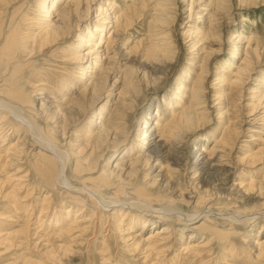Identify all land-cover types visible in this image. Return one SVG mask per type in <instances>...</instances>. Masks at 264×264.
Segmentation results:
<instances>
[{
  "label": "rangeland",
  "instance_id": "obj_1",
  "mask_svg": "<svg viewBox=\"0 0 264 264\" xmlns=\"http://www.w3.org/2000/svg\"><path fill=\"white\" fill-rule=\"evenodd\" d=\"M3 1L0 49L16 27L22 34H35L46 25L59 24L69 33L60 49H45L42 53L31 46V39L27 42L29 51L24 54L20 50L13 61L0 50V99H7L1 91L8 81L19 78L34 110L32 114L37 115L34 124L46 134L48 129L51 142L59 150L67 155L72 152L64 170L70 186L82 187L80 181L87 180L88 174L96 179L103 172L114 171L120 160L140 155L142 168L133 176L138 179L129 182L133 187L173 199L177 213L196 211L199 220L206 217L184 228L181 223H168L169 217L158 219L151 213L144 214L149 222L140 237L147 238L152 230L164 225L170 226V232L176 231L171 240L174 251L168 253L164 264H264L259 255L264 243V0H5L6 5ZM38 3L44 9L37 8ZM65 6L72 13L68 24L57 17ZM115 17L119 18L118 29ZM108 31L118 36L114 49L104 55L105 46L97 44L104 43ZM63 51L65 57H71L62 64ZM73 57L78 59L71 60ZM99 58H103L101 66L107 67L98 72L104 87L102 95H77L89 84L87 76H93L89 72L94 71ZM27 61L30 70L29 64L25 66ZM79 69L86 74L81 82ZM19 70L22 72L17 73ZM75 96L81 107L76 101L72 104ZM181 113L188 121L177 124L173 117ZM2 126L0 264L141 263L137 261L142 255L129 251L133 237L142 229V223L136 224L131 217H143L141 212L133 210L121 225L118 217L107 218L106 228L91 231L96 218L101 217H92L91 203L80 204L81 197L65 194L67 189L52 187L48 179L40 177L45 171L36 169L45 164V152L32 146V138L25 140V127L15 122ZM162 127L167 130L159 137L157 131ZM6 128L10 131L4 141ZM98 134H103L105 143L93 151L95 165L91 171L78 180L73 172L74 161L83 165L81 168L86 165ZM151 142L156 145L149 146ZM13 147L27 151L14 158L10 151ZM129 149H133L131 157ZM17 159H21L20 164L11 167ZM17 165L22 173L17 177L27 173V181L13 176ZM125 177L128 179L127 173ZM23 181L32 184L33 191L27 198H23L25 191L20 192L19 187L11 190ZM45 194L51 206L42 216ZM126 199L133 200L131 196ZM30 202L33 209L27 208ZM83 207L82 220L86 224L82 225L89 229L73 242L69 239L72 234L64 235L72 219L66 218L63 210L70 209L75 215ZM230 216L239 221L228 222ZM189 242L195 244L199 257L178 263L185 257L183 249Z\"/></svg>",
  "mask_w": 264,
  "mask_h": 264
},
{
  "label": "bare ground",
  "instance_id": "obj_2",
  "mask_svg": "<svg viewBox=\"0 0 264 264\" xmlns=\"http://www.w3.org/2000/svg\"><path fill=\"white\" fill-rule=\"evenodd\" d=\"M0 1H2V0H0ZM3 2H5V0ZM5 5H6V2H5ZM1 6H2V4H1ZM77 6H78V3H76V7ZM37 8L44 9L42 6H40L39 3L37 4ZM14 12H16V11H14ZM189 14H191V13H189ZM61 15H63V16L61 17ZM71 15H72V13H70V11L67 10V6H65L64 9L61 12L60 11L57 12V17L59 18L58 20L59 21L60 20H63V21L65 20V24H68L69 23V21L72 18ZM0 16H1V13H0ZM2 24H0V25H2ZM114 24L116 26V29H118L119 26H120L119 25L120 23H119V18L118 17H115ZM34 27H36V26H34ZM16 28L18 29V27H16ZM0 29H1V27H0ZM17 29L16 30L14 29L13 31L10 30L11 32L8 33V35L6 36L5 40L3 41V46L0 49L1 50V53L2 54H7L8 55V59H10L11 61H13V58L15 57V54L17 52H20V50H21V53L23 51L24 54H25V52L28 50V48L30 46V43L27 44V42H30L29 40H31V39H32L31 46L32 47L35 46L36 48H38L39 52H41V53L44 52L45 49L46 50L47 49L49 50V49H54L56 47H58V49H60L59 46L63 45L62 44L63 41L69 39V33L67 32V30H63L62 27L59 26V24L57 26L54 25V27H52L50 25H46L43 29H40L39 32L38 33H35V34H33V32L32 33L26 32L25 33L26 36H25V34H22L20 32V28H19V30H17ZM27 29H31V28H27ZM33 29L34 28H32L31 30H33ZM95 31H96V29H93L92 30V32H95ZM103 32L104 31L101 30V36H100L101 39L103 38L102 37V35H103L102 33ZM42 34H43L44 37H42ZM117 36L118 35L114 34V32L108 31V36L106 38L104 37L105 39H103L104 43L99 42L97 44V46L100 45V44H102V45L105 46L104 47L105 48V51H104L105 54L104 55H106L109 52V50H111L114 47L115 38ZM88 37H90V36H88ZM85 42H87V41H85ZM62 50H65V48L62 49ZM65 56H66V53L63 51V53L61 54V59H64ZM70 57L71 56H67V57H65V60L64 61H62V60H59V61H62L61 63L63 64V62H65ZM103 58H105V57H103ZM103 58L102 59L99 58L98 65L95 67L94 71L89 72L90 74H93V76H90V77L87 76V78H89V80H90L89 81V84L84 88V91H78L77 92L78 93L77 95L85 96L86 95L85 94L86 92L90 93L91 96H96L97 98H99L102 95V94H100V92L103 91V88L104 87H102L101 81L98 80V72H99L100 69H102V71H103V70H105L107 68L106 65L104 66V68H103V66H101ZM75 59L77 60L78 58H74L73 57V59H71V60H75ZM105 59L107 60V58H105ZM71 60H70V62H71ZM243 63H245V59L243 60L242 65H243ZM28 64L29 63L27 61V64H25V66H27ZM107 66H108V64H107ZM27 67L30 70V67H32V66L30 65V66H27ZM68 69L73 70L74 68H68ZM21 70H23V68ZM21 70L17 71V73H21L22 72ZM65 71H67V70H65ZM78 71H79L78 72L79 73L78 80H79V82H81L82 80H84L83 77L86 76L85 70L84 69H79ZM17 76H19V75H17ZM29 76L30 75H28V77ZM58 80H60V79H58ZM8 82H9V84L6 85V87L3 86L4 87L3 90L1 89L2 90L1 91V94H2V92H5L6 93L5 94L6 96L5 95L4 96L7 99H0V113L2 114V115L0 114L1 115V117H0V130H3L2 129V127H3L2 125L5 122H7L10 126H11L12 122H15L18 125H21V126H23V127L26 128V130H27L26 135L24 134L26 136L25 137V140H26L27 137L32 138L33 139V142H31L32 143V146L35 145L36 146L35 149L41 148L45 153H47V154H45V153L42 154L44 156L45 161H46L45 164L44 165L41 164L42 167L36 169L39 172H41L43 170L45 171L44 172L45 174H41L40 177L41 178L45 177L46 179H48L49 180L48 182L52 185V187L55 186L57 188L58 186H60L62 189L63 188L67 189V191H66L65 194L73 193L72 195L78 196L79 197L78 199H80V197H81L80 204H82V205L83 204H88L90 202L91 205H92L91 207L93 208V210L91 212L92 213V217L94 218V215L95 214H97V216H98V214H100L99 216H101V217H99V218L105 219V221H100L99 218H96V225H93V228L94 229L91 230V228H90L91 231L94 230V232H96L99 229L98 230V232H99V231H102V229H104V227L106 228L107 227L106 223L108 221L107 218L110 220V218H112V217L114 219V216L115 217H118V218H116V219H118L117 220V223L119 225H121V223L124 222L125 218L127 216H129L130 213H133L134 212L133 210H135L137 212H141L140 214H142L143 217H139V216H137V217H131V218L136 219V221H137L136 224H141L142 223V229H141V231L136 236L133 237V239H132L133 244H132V246H131V248L129 250L132 253H136V251H137L138 253H140L142 255V257H140V259H138V261H137V263L140 262V261H141V263H138V264H164V262H165L164 259L167 257L168 253H171V252L174 251V250H172L171 240H172V236L175 235V232L176 231L174 230V232H170V226H165L164 225V226H161L160 228H157L155 230H152L149 233V235H148L147 238L140 237L145 232L144 227H146L147 226V223L149 222V220H147L145 218L146 216L144 217V214L145 213H151V216L153 218H156L157 217L158 219L164 218V217H167V218L169 217L167 219V220H169V221H167L168 223H170V222L171 223H174L175 222V223H177V225L179 223H181V224H183L184 228H186L185 226H192V225H195L196 223H198L200 220H205L206 219V217L204 219H202V217H201V219L199 220L200 215L199 214H196V211L194 213H187V214L185 213L183 215L180 214V213H177V212H175L177 209L175 210V207L173 208V204L176 203L173 199L168 198V197H165V195L154 194L152 191H148V190H145L143 188L139 189V188L133 187V185H131L129 182H130L131 178L132 179H135V180L138 179V177L137 178H134V177H135V175L137 173H139L141 171V168H142L141 165H140V159H139L140 158V155L136 156L133 159H128L126 161H124L123 159L120 160V162H118L115 165V170L114 171L112 170L109 174H106L105 172H103L102 175L100 174L98 176V178L95 177L96 179L93 178L94 176H92L91 173L88 174V177H86L87 180L80 181L82 187H72V186H70V184L68 183V181L65 180V178H64V177H66L65 176V173H64V170H65V167H66V163L68 162V159H69L68 157H71L72 156V152L69 153V155H67L66 154L67 152H65V151L63 152V151L59 150V148H57L55 146V144L51 142V138L49 137V134H48L49 133L48 132V129H47V134H46V132H44L42 129H40L39 127H37L34 124V122L36 120L35 117L37 115H33L32 114V112H34V110L32 109L31 103H28L29 100H28V98L26 96L27 92L24 89V87L22 85L23 83L20 81V79L17 78L15 81H12L11 82V80H10ZM28 83H31V82L28 81ZM40 86H44V85L41 84ZM52 88H53L52 91H55V87H52ZM63 88L64 87L62 85H60V89H63ZM76 97L77 96H75L72 99V104L76 101V105L78 107H81L79 105L80 102L77 101L78 99ZM69 102H70V100H69ZM118 102H119V100H118ZM69 107L71 108L72 106L69 105ZM69 107H68V109H69ZM71 109H73V108H71ZM79 109H81V108H79ZM83 110H84V108H83ZM190 112H191V110H190ZM173 118H175V120H177V121H175L177 124L188 121L187 115H184L182 113L179 114L177 118L176 117H173ZM30 119L32 121H30ZM105 123H107V122H105ZM109 123H110V121H108V124L107 125H109ZM62 128H63V126H62ZM106 128H107V130L109 129V127H107V126H106ZM7 129L8 128L5 129L7 131V133L4 136H2V138L4 139V141L6 140V138L8 136V132L10 131V129H8V130ZM100 129H102V127H100ZM166 130H167V127H162L161 130L157 131V133L158 132L160 133L159 137L164 136L163 135V132H165ZM100 134H98L96 137H94L95 139L92 142L93 147L91 148V151L88 153L89 157L87 156L88 157L87 160H89L90 157H91V159L89 161L86 160V165L83 168H81L80 166H83V165H79V162L78 161H74L75 167H74V171L73 172L76 173L74 175H77V177H78V178L76 177V179L83 180V177H82L83 176V173L90 172L92 166L95 165L94 164V161H92L93 151L96 150V149H99V147L105 143V142L103 143V140L101 139V137L103 136V134L102 135H100ZM145 134H144V137H145ZM27 141H28V138H27ZM86 141H85L86 142L85 146H87L88 145V142H89L88 139H86ZM18 142H21V141H18ZM143 145H145V144H143ZM154 145H156V142L155 143L151 142V144L149 146H154ZM81 147H83V145ZM134 147L136 148V146H134ZM17 149H15L13 147V149L10 150V151H12V153H13L12 156L14 158H15V156L25 154L26 151H27V148L26 149L22 148L19 151ZM83 149H85V148H83ZM86 149H89V145H88V147ZM81 150H82V148H81ZM81 150H80V152H81ZM132 150L133 149H129L128 150V157L133 156V153H131ZM16 154H18V155H16ZM2 155H3V153H2ZM10 156H11V154H10ZM8 157H9V155H8ZM0 158H1V154H0ZM16 158H18V157H16ZM19 158H20V156H19ZM148 158H146V159H148ZM17 160H14L13 163H10L11 164L10 166L13 167L12 165H16L17 162L20 164L21 159L18 160V161ZM69 162H70V160H69ZM35 163H32V164H35ZM3 165H2V167H3ZM37 166H38V164H37ZM16 168H17L15 170L16 172L14 173L15 175H13L15 177L19 176V174H22V173H20V171H21L20 169L21 168L19 166L16 167ZM126 173L129 176L128 179H126V177L123 178ZM26 174L25 175L23 174V176H21L19 178L17 177L18 180L19 181L26 180V178H28V176H26ZM27 175H29V174H27ZM10 179H11L10 176L9 177L7 176V180H10ZM12 179H16V178H12ZM46 179H43V180L45 181ZM66 179H68V178H66ZM125 179L128 181L127 183L125 182ZM26 181H23L24 183H22V184L15 185L16 187H13L12 186L13 188L11 190L17 189L19 187L18 190L20 192H21V190L22 191H25L23 198H27V197L31 196L30 195V192L33 191V189H31L32 188V186H31L32 184L30 185V184L26 183ZM85 185H88L89 187H86ZM4 186H2V187H4ZM130 188H133L134 192H132V190ZM104 192H106V193H104ZM17 193H15V195ZM127 196H131L133 198V200L130 201V202L129 201L127 202V200H128V199H126ZM47 197L48 196H46V194H45L43 196V198H42V200H43L42 203H44L43 204L44 206L42 207V209L40 211V215H42L41 213L43 211L47 213L48 210H50L51 200L49 199L50 201L49 202H46L47 201L46 200ZM17 203L18 202H16V204ZM42 203H41V206H42ZM156 206H160V208H157L156 209ZM28 207H31L32 209L34 208V207H32V203L31 202L28 203L27 208ZM85 210L86 209H84V207H83L81 213H76L75 215H74V212H72L73 215L70 214L71 213V210L70 209L63 210L64 214L66 215V218L68 217V218L72 219V220H70V221H72V224H69L68 227L66 228V230L64 231V235L66 233L72 234V236H69V237H71L69 239H72V241L73 240H77V239L80 240L78 237H80V235L83 234L84 232H87V230L89 229V226H85V225L83 226L82 225V224H86L85 223L86 220L85 221L82 220L84 218V216L82 214H84ZM110 212H111V214H110ZM73 216H75V217H73ZM220 216L222 217V215H220ZM93 218H92V220H93ZM227 218H228V222L229 221L230 222L239 221L236 218H232V216L227 217ZM131 221L134 222L132 219H131ZM89 222H90V220H89ZM203 223H202V225H203ZM263 225L264 224H261V228H263ZM96 226H98V228ZM122 226H121L120 229L119 228L118 229L121 230L122 229ZM131 228L132 227H130L129 229H131ZM77 231H78L79 234L77 236H75V234H76L75 232H77ZM61 233L63 234L62 231H61ZM57 234H59V233H57ZM66 235H68V234H66ZM69 243H72V242H69ZM73 244H71V246H70V244H68L66 246L75 247L76 244H77V242H76L75 246ZM59 245H61V244H59ZM194 245H193L192 242L187 243L184 246L185 248L183 249V252L184 253L182 252L183 253V256H184V254H186L185 257H182L183 259L181 258V261L180 262H178V260H176V261L178 263H181V262L183 263V262H185L183 260H193V258L199 257L200 252L196 249V247ZM69 249H71V248H69ZM68 251H71V250H68ZM101 252H104V250L101 249ZM260 254L262 255L261 256L262 259H264V243H263V246H260L259 255ZM166 264H169V263L167 262ZM188 264H192V261L189 262Z\"/></svg>",
  "mask_w": 264,
  "mask_h": 264
}]
</instances>
